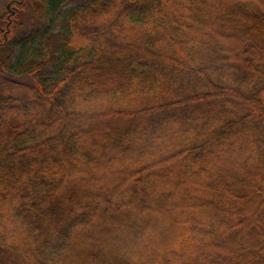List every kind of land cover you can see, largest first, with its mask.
Here are the masks:
<instances>
[{
  "label": "trees",
  "instance_id": "16d2710c",
  "mask_svg": "<svg viewBox=\"0 0 264 264\" xmlns=\"http://www.w3.org/2000/svg\"><path fill=\"white\" fill-rule=\"evenodd\" d=\"M0 264H264V0H6Z\"/></svg>",
  "mask_w": 264,
  "mask_h": 264
},
{
  "label": "rangeland",
  "instance_id": "374dc122",
  "mask_svg": "<svg viewBox=\"0 0 264 264\" xmlns=\"http://www.w3.org/2000/svg\"><path fill=\"white\" fill-rule=\"evenodd\" d=\"M6 10V0H0V17L3 18Z\"/></svg>",
  "mask_w": 264,
  "mask_h": 264
}]
</instances>
